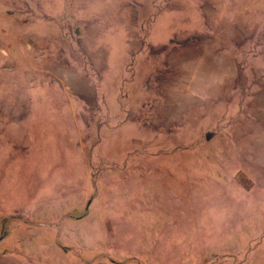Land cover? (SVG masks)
I'll return each mask as SVG.
<instances>
[{"label": "rangeland", "instance_id": "374dc122", "mask_svg": "<svg viewBox=\"0 0 264 264\" xmlns=\"http://www.w3.org/2000/svg\"><path fill=\"white\" fill-rule=\"evenodd\" d=\"M0 264H264V0H0Z\"/></svg>", "mask_w": 264, "mask_h": 264}]
</instances>
